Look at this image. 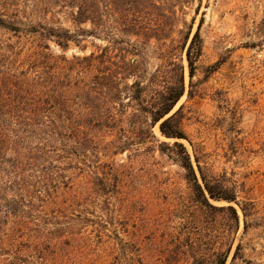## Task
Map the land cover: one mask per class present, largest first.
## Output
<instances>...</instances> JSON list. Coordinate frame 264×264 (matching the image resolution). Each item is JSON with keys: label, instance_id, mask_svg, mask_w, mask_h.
Here are the masks:
<instances>
[{"label": "rangeland", "instance_id": "obj_1", "mask_svg": "<svg viewBox=\"0 0 264 264\" xmlns=\"http://www.w3.org/2000/svg\"><path fill=\"white\" fill-rule=\"evenodd\" d=\"M201 18L202 55L190 80L182 54L184 94L171 114L181 107L187 139L179 142L196 174L195 158L207 176L235 189L236 202L198 204L185 172L169 151H158L156 140L172 143L158 125L156 139L143 131L146 140L127 134L126 142L118 127L98 135L74 188L34 203L26 234L16 240L22 259L12 250V264H207L227 248L226 264H264V0H202L193 31ZM155 64L151 59L150 69ZM229 205L238 225L219 210ZM238 244L242 258L232 261Z\"/></svg>", "mask_w": 264, "mask_h": 264}, {"label": "trees", "instance_id": "obj_2", "mask_svg": "<svg viewBox=\"0 0 264 264\" xmlns=\"http://www.w3.org/2000/svg\"><path fill=\"white\" fill-rule=\"evenodd\" d=\"M201 1L0 0V264H12V250L22 259L16 240L26 234L34 203L74 188V174L84 172L81 163L89 168L98 135L118 127L126 142L127 134L146 140L143 131L156 139L158 125L172 140H156L158 151H169L185 172L198 204L213 209L209 199L236 202L235 189L207 176L195 158L196 174L179 142L187 139L181 107L171 114L184 94L182 54L190 80L202 55V18L193 31ZM72 49L81 53L68 56ZM219 210L238 225L232 206ZM12 220L19 235H12ZM230 250L207 264H226ZM239 252L240 244L232 261L242 258Z\"/></svg>", "mask_w": 264, "mask_h": 264}]
</instances>
